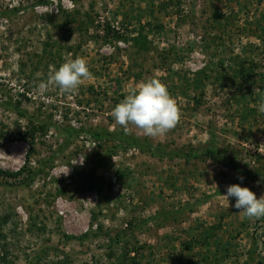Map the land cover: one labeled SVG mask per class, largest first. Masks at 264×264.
Returning <instances> with one entry per match:
<instances>
[{"label": "rangeland", "instance_id": "374dc122", "mask_svg": "<svg viewBox=\"0 0 264 264\" xmlns=\"http://www.w3.org/2000/svg\"><path fill=\"white\" fill-rule=\"evenodd\" d=\"M76 57L91 78L75 92L38 89ZM150 78L179 109L175 127L157 138L134 126L126 133L112 117ZM261 102L264 0H0V169H40L26 186L18 185L24 172L0 175L11 264L43 245L58 254L48 251L42 264H116L126 249L136 264L264 263V217H245L223 195L232 184L264 195ZM28 120L44 124L32 144L18 138ZM68 126L84 130L65 142ZM85 129L120 131L144 148L97 141ZM211 147L217 158L204 153ZM209 226L221 241L207 248L199 238Z\"/></svg>", "mask_w": 264, "mask_h": 264}, {"label": "clouds", "instance_id": "9594fccd", "mask_svg": "<svg viewBox=\"0 0 264 264\" xmlns=\"http://www.w3.org/2000/svg\"><path fill=\"white\" fill-rule=\"evenodd\" d=\"M91 78L87 61L84 58H69L38 85L39 90L49 86L58 87L66 94L75 92L84 80ZM264 112V102L258 106ZM112 117L117 125L127 133L130 126L141 130L146 136L157 138L167 134L179 120V109L167 85L157 78L144 80L128 90L127 95L113 108ZM243 182L244 177H237ZM229 201L234 198V208L243 211L245 217H264V195L256 193L240 184L226 187L223 194Z\"/></svg>", "mask_w": 264, "mask_h": 264}, {"label": "trees", "instance_id": "16d2710c", "mask_svg": "<svg viewBox=\"0 0 264 264\" xmlns=\"http://www.w3.org/2000/svg\"><path fill=\"white\" fill-rule=\"evenodd\" d=\"M16 10H18V7H12L11 10H8L6 13L4 12V14H8V12L10 13H14ZM135 42L138 44V46H143L144 42L142 41V36L140 34H137V36L135 37ZM237 75L239 76H244L245 73L247 72V68L243 67V65H239L236 69H235ZM203 73V70H199L196 72L194 78L192 79L193 81V86L198 87L199 82H200V76ZM6 107H10L9 103H6L5 105ZM8 107V108H9ZM11 108L13 110H15L17 112L18 115H22L23 113L17 109L16 105L14 104L13 106L11 105ZM44 124L41 123L39 125H33L32 123H30V121L28 120V125L25 127V129L23 131H19V136L18 138L22 139V140H28L30 144H32L33 142V136L35 134V132H44L43 129ZM84 129L82 127H72V126H68L65 127L62 132H65V142H69L70 139L72 137H74L75 135H77L80 131H83ZM87 130V133L94 139L97 141H107V140H115V143L118 144V146H121L123 148L125 147H137L140 150H142L144 147V145L142 144L141 141H139L137 139V137H133V136H128L125 135L123 132L117 131V132H110L107 129H85V131ZM149 149L154 151H157L158 149L149 146ZM30 150H32V147L30 148ZM114 151V145H112V148L110 149V152ZM55 150H53L43 161H41V163L39 162L40 166L42 163L45 164L47 162L53 161V159L55 158L54 156L55 154ZM206 155H211L214 156L215 158H217V153L214 147H211L209 149H206L204 152ZM29 155V151L27 153ZM224 164L228 165L231 164L229 161L225 160L223 161ZM40 169H35L32 170L30 167H28L27 163L24 166H21L18 170L16 171H8V170H1L0 169V175L3 176H11V177H15L18 176L21 173H25V175L23 177H21V179L18 181V185L19 186H26L27 184H29L34 175L36 173H38ZM120 174H123V172H120ZM119 174V175H120ZM8 221V215L6 214H1L0 215V264H11L13 263V260H11V254L9 251V247H10V243L7 241V235L6 232L4 231V226L7 224ZM215 229L213 226H209L207 227V229L204 230V235L203 237L200 236L199 241L201 242V244L203 246H206L207 248L210 246L211 242L214 241L216 235L214 234V230ZM95 235V233H94ZM65 237H71L69 235H64ZM85 234L79 235V237L77 238H82L84 237ZM117 241H119V237L116 236L115 238H110V240L108 241L107 245L109 246L110 250L108 252V256H112L113 254V250L111 249L112 244L116 243ZM216 245H220V239L216 238ZM190 247V244H186L185 248L188 249ZM218 249V248H216ZM50 250H53L54 253H57L58 250L54 249V247H51L50 245H43L41 246L37 251H35L33 253V255L29 256L27 258V260L25 261L24 264H42V262L44 261L43 256ZM129 250L131 249H126L124 251H122L119 255L121 257H117L116 258V264H125L127 262L128 259H130L132 264H136V259H134V257H130L128 255ZM58 254V253H57ZM222 256V255H221ZM218 261H214L213 264H217ZM258 264H264L263 262H259Z\"/></svg>", "mask_w": 264, "mask_h": 264}]
</instances>
